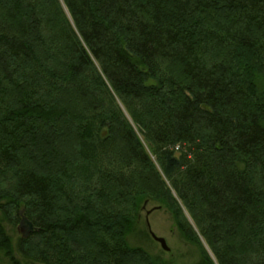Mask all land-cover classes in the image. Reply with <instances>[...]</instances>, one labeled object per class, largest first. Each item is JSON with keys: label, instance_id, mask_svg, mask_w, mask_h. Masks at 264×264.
<instances>
[{"label": "trees", "instance_id": "1", "mask_svg": "<svg viewBox=\"0 0 264 264\" xmlns=\"http://www.w3.org/2000/svg\"><path fill=\"white\" fill-rule=\"evenodd\" d=\"M257 67L264 0H0V264H168L127 241L149 202L264 264Z\"/></svg>", "mask_w": 264, "mask_h": 264}, {"label": "rangeland", "instance_id": "2", "mask_svg": "<svg viewBox=\"0 0 264 264\" xmlns=\"http://www.w3.org/2000/svg\"><path fill=\"white\" fill-rule=\"evenodd\" d=\"M65 16L67 20L70 21L68 14H65ZM256 73L261 76V78H264L262 76L264 74L263 68L257 67ZM142 144L143 147L149 152V148L144 141H142ZM42 150H45V148L42 147L41 150L33 149L37 155ZM149 155L151 156L150 152ZM148 211L151 212L148 214ZM187 219L190 223L188 217ZM136 223L137 228L135 231L127 236V241L131 247H140L148 252L152 257L158 256L160 259L165 260L168 264H201V261L203 262V258L205 259L206 256L214 262L212 254L202 242L201 245L197 247L194 243L189 242L183 237L176 227L173 216L171 215V211L169 209L160 208L159 206H156L150 202L144 203L140 213L137 216ZM148 229H150L155 236L165 240L169 251L165 252L162 250L160 244L151 238L150 234L148 233ZM18 235L20 234L18 233ZM78 236L77 240L74 242L75 245H81L78 248H80V250L84 251L85 253L90 252L87 245V240H84L85 235Z\"/></svg>", "mask_w": 264, "mask_h": 264}, {"label": "water", "instance_id": "3", "mask_svg": "<svg viewBox=\"0 0 264 264\" xmlns=\"http://www.w3.org/2000/svg\"><path fill=\"white\" fill-rule=\"evenodd\" d=\"M151 211H148L149 214ZM19 222L17 225V231L20 234L22 238H27L30 234H32L34 231H37V229L34 227V225L28 220V218L24 215V210L20 209L18 212ZM148 233L150 234L151 238L160 244V247L163 251L167 252L169 251L165 240L163 238H159L155 236L150 229H148Z\"/></svg>", "mask_w": 264, "mask_h": 264}, {"label": "bare ground", "instance_id": "4", "mask_svg": "<svg viewBox=\"0 0 264 264\" xmlns=\"http://www.w3.org/2000/svg\"><path fill=\"white\" fill-rule=\"evenodd\" d=\"M145 225H146V222H145Z\"/></svg>", "mask_w": 264, "mask_h": 264}]
</instances>
